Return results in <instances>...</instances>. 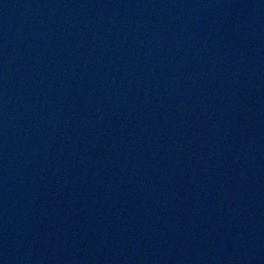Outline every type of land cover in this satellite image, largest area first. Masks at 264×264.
<instances>
[{
  "label": "water",
  "instance_id": "95a60500",
  "mask_svg": "<svg viewBox=\"0 0 264 264\" xmlns=\"http://www.w3.org/2000/svg\"><path fill=\"white\" fill-rule=\"evenodd\" d=\"M0 264H264V0H0Z\"/></svg>",
  "mask_w": 264,
  "mask_h": 264
}]
</instances>
